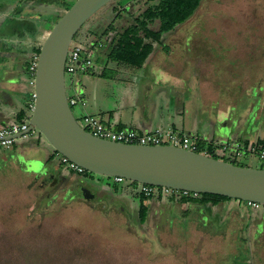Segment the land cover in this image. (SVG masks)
Returning <instances> with one entry per match:
<instances>
[{"label": "rangeland", "instance_id": "obj_1", "mask_svg": "<svg viewBox=\"0 0 264 264\" xmlns=\"http://www.w3.org/2000/svg\"><path fill=\"white\" fill-rule=\"evenodd\" d=\"M74 1L0 0V38L13 34L24 50L39 48L53 28L49 20ZM161 3L163 0H112L85 21L72 42L88 45L95 41L94 33L98 34L111 21L117 27L127 25L131 13L136 16L145 6ZM12 9H20V20L9 21ZM172 34L180 40H194L195 53L205 60L201 63L207 79L202 88L203 103L230 101L226 94L234 86L239 84L240 90L252 86L257 74H264V0H203L189 22ZM2 45L0 51H5ZM160 46L163 53L170 52L164 44L154 46L153 50L157 52ZM103 47L94 51L92 71L64 76L66 95H72L73 82L81 88L87 103L84 108H71L77 121L91 112L100 120L101 116L91 105L96 106L99 99L112 92L114 73L111 78L100 75L99 67L107 66L108 48L104 44ZM16 60L21 64L23 57ZM115 65L112 63L107 69ZM16 76L19 80L30 79L25 73ZM213 80L218 81L219 88L210 86ZM229 83L234 86H228ZM27 89L34 91L32 86ZM248 99L252 101L249 105L252 109L233 111L232 126H218L215 110L212 116H202L203 135L208 137L209 132L213 140L190 137L203 151H207L208 141L212 143L215 159L259 169L263 165L256 153H244L240 157L231 149L224 155L220 153L226 131L245 121L243 117L251 121L257 117L260 103L256 93H249ZM25 115L28 119L24 122L28 124L31 113ZM10 148H0V264H264V205L251 209L254 216L251 224L246 203L233 199L230 201L237 203L240 216L224 207L208 211L205 218L193 210L188 217H180L169 209L162 212L157 203L160 190L156 188L150 198L155 199V211L150 206L147 222L141 225L140 184L125 179L115 184L113 177L72 172L36 129L25 139H15ZM25 152L41 155L43 165L27 167L31 158ZM48 169L59 173L60 178L36 176H43ZM33 173L36 175L31 178ZM68 186L70 191L66 192ZM82 188L93 194V199L83 197ZM160 196L165 203L173 198ZM236 215L242 216L238 222L233 218Z\"/></svg>", "mask_w": 264, "mask_h": 264}, {"label": "crops", "instance_id": "obj_2", "mask_svg": "<svg viewBox=\"0 0 264 264\" xmlns=\"http://www.w3.org/2000/svg\"><path fill=\"white\" fill-rule=\"evenodd\" d=\"M12 35L8 34L7 37L0 38V44H3L5 50L0 51V126L16 123V114L19 111L31 113L30 107L33 106V92L27 89L30 86L29 79L27 81L19 80L16 76L21 73L26 74L22 67L33 49L24 50L19 46L21 41L19 42L17 37H12ZM162 44L166 45L170 52L163 53V47L157 49V52L154 51V54L149 55L145 63L139 68L109 62L106 59L105 70L99 67L102 71L104 70V75L107 77L109 75L111 78L112 73H114L112 92L99 99L96 106L91 105V108L101 116L100 121L105 127L113 130H132L140 134L160 127L172 129L178 134H186L191 137L196 135L198 139L213 140L214 138H210L211 133H207L208 137L203 135L202 116L204 114L212 116V110H215V122L218 126L221 124L232 126L235 120L231 118L232 115L230 114H233V111L252 109L249 106L252 101L248 99V95L253 92V94L256 93L260 103L257 117L252 121L243 117L245 121L241 122L242 125L239 124V120H241L239 119L235 129L226 131L223 137L226 139L225 142L234 141L243 145L250 143L261 145V149H264V74L258 73L254 84L241 90L237 89L241 88L239 84L235 87L234 83H229L228 86H234L233 90L226 94L230 101L222 103L214 101L206 104L203 103L201 97L203 85L207 80L201 64L205 60L202 55L195 53L194 40H180L172 36L163 41ZM102 49L104 48L95 50ZM22 57L23 61L19 64L16 59ZM200 57L203 59L201 62ZM112 63L116 65L112 69H107L108 65ZM26 76L29 78V75L26 74ZM212 82L210 83L211 87L219 88L218 81L213 80ZM216 91L219 94L223 93L222 90ZM259 95L262 96L259 98ZM213 106L215 107L213 108ZM85 107H87V103ZM228 111L232 112L229 113ZM92 113L94 112L88 114L94 115ZM208 143L210 142L208 141ZM43 154L47 155L45 151ZM26 155L31 158L28 159L27 167L31 163L42 164L41 155H37L36 152H28ZM42 170L43 167L41 172ZM35 175L34 173L31 174V178ZM46 175L53 178L59 173L48 169L44 171L43 176L40 174L36 176L43 178ZM161 198L160 195L157 197V203L160 204L159 208L162 209V212L166 213L169 209L180 217L193 210L197 213L200 212L201 217L205 218L208 211L212 212L214 208L222 209L224 207L233 209L239 216L242 213L239 206H236L237 203L232 204L231 201L211 205L210 203H181L179 202L181 198L170 197L169 201L165 203ZM153 200L145 201L144 204L148 209L151 206L152 210L155 211V201ZM241 217L236 215L233 218H236L238 222Z\"/></svg>", "mask_w": 264, "mask_h": 264}, {"label": "water", "instance_id": "obj_3", "mask_svg": "<svg viewBox=\"0 0 264 264\" xmlns=\"http://www.w3.org/2000/svg\"><path fill=\"white\" fill-rule=\"evenodd\" d=\"M110 1L75 0L46 36L37 56L33 108L24 134L36 129L56 153L89 173L264 205V169L240 167L171 146L107 141L79 126L66 99L65 57L79 28ZM86 193L83 190L85 198Z\"/></svg>", "mask_w": 264, "mask_h": 264}, {"label": "trees", "instance_id": "obj_4", "mask_svg": "<svg viewBox=\"0 0 264 264\" xmlns=\"http://www.w3.org/2000/svg\"><path fill=\"white\" fill-rule=\"evenodd\" d=\"M202 1L203 0H163V3L159 5L145 6L138 15L134 16L131 13L132 18L129 21V24L127 25H122L117 27L114 24V21L108 23L104 27V29L99 31L98 34L94 33L95 41H93V43H100L102 47L103 44L104 46L105 45L107 46L108 48V51L106 53L107 61L139 68L145 63L147 57L152 53H154L153 50L154 46L162 44V42L165 41L167 38L173 36L172 31H174L177 27L183 24L185 25L189 22V20L198 11L200 5L202 4ZM70 6L71 5L67 7L65 6L66 8L64 9V12H60L52 16V18L49 20L51 21L52 24L51 28L56 24V22L61 18V16L70 8ZM20 9H12V11L9 12L8 14L10 15V17L8 15L6 17L7 18L9 17L8 19L10 21L20 20V11H19ZM39 50L40 47L32 50L31 55L24 62L22 68L27 75H29L28 68L32 60L38 56ZM104 70L101 72L100 74L101 76H105ZM25 116H26L25 111H19L15 116V122L20 124L25 123L24 122L26 118ZM203 152L204 151L200 150L199 147L198 153L200 154ZM213 153H214V149L212 147V143H208L206 154L208 157L214 158L212 156ZM220 161L226 162L224 160H220ZM259 169H264V167ZM156 188L160 190L159 187ZM150 198L151 197L142 196V199L140 200V205L138 209V218H139V224L141 225L147 222L148 207L144 205V202L150 200ZM230 200L231 199L229 198H225L221 196L200 194L198 199L181 198L179 202L191 203V204L210 203L211 205H215L218 202H224ZM248 209H249L248 214L250 215L249 222L251 224L254 219V216H251L252 215L251 209L250 208ZM188 214L189 212H186V215Z\"/></svg>", "mask_w": 264, "mask_h": 264}, {"label": "built area", "instance_id": "obj_5", "mask_svg": "<svg viewBox=\"0 0 264 264\" xmlns=\"http://www.w3.org/2000/svg\"><path fill=\"white\" fill-rule=\"evenodd\" d=\"M100 43L91 42L88 45H80L76 42H72L69 45L68 52L65 57L64 63V76L65 74L75 75V74H87L92 71L95 67L94 64V51L95 49L101 48ZM37 57H35L29 68V85L33 87L34 74L36 68ZM73 86V93L70 97L66 95L67 103L70 108L80 107L84 108L86 106V101L82 97V90L79 86L71 82ZM32 100H34V95L32 94ZM33 106L31 107V109ZM77 121V120H76ZM79 126L83 128L93 137L112 141L116 143H122L127 145H142V146H171L179 148L182 150L198 153L199 144L193 138L186 134H178L172 129L155 128L150 132L140 134L132 130H113L105 127V125L97 119L94 115L85 114L80 117L77 121ZM28 129L27 123H12L8 126H0V148L9 149L13 144L14 140L12 137L16 135H22L21 138L25 139L28 135L33 134V130L24 134ZM220 153L224 155L228 149H231L236 157L242 156L244 153H256L259 160L262 162L264 167V149L258 148L254 144H247L245 147L239 142H225L221 144ZM224 153V154H223ZM199 154V153H198ZM207 156L206 151L200 153ZM61 163L66 164L72 172L83 174L84 169L78 167L77 165L71 163L66 158L62 157ZM123 178L113 177L115 184H120L123 182ZM156 187L141 185L140 195L145 197H151L155 192ZM161 195L173 198H191L196 199L200 194L189 191L174 190L170 188H160ZM246 206L250 209H258L259 204L252 202H245Z\"/></svg>", "mask_w": 264, "mask_h": 264}, {"label": "flooded vegetation", "instance_id": "obj_6", "mask_svg": "<svg viewBox=\"0 0 264 264\" xmlns=\"http://www.w3.org/2000/svg\"><path fill=\"white\" fill-rule=\"evenodd\" d=\"M46 176H49V175H46ZM50 177V176H49ZM58 178H60V176L58 175ZM62 179H63V177H62ZM64 181H65V179H63ZM57 181H58V179H57ZM65 183H66V181H65ZM67 184V183H66ZM69 188L67 189V191L66 192H69L70 191V187L71 186H68ZM83 190H87V189H81V192H82V194H83ZM88 191V190H87ZM87 195H88V197L87 198H89V197H91L92 199H93V194H91L89 191H88V193H86ZM112 199V198H111Z\"/></svg>", "mask_w": 264, "mask_h": 264}]
</instances>
